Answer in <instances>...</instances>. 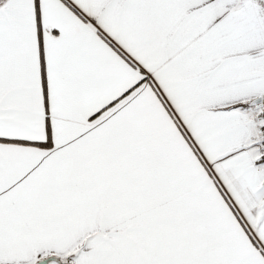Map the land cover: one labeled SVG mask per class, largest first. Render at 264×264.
<instances>
[{"label": "snow or ice", "instance_id": "snow-or-ice-1", "mask_svg": "<svg viewBox=\"0 0 264 264\" xmlns=\"http://www.w3.org/2000/svg\"><path fill=\"white\" fill-rule=\"evenodd\" d=\"M0 264H264V0H0Z\"/></svg>", "mask_w": 264, "mask_h": 264}]
</instances>
